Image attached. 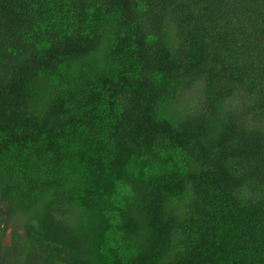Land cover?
<instances>
[{
  "label": "trees",
  "instance_id": "1",
  "mask_svg": "<svg viewBox=\"0 0 264 264\" xmlns=\"http://www.w3.org/2000/svg\"><path fill=\"white\" fill-rule=\"evenodd\" d=\"M0 264H264V0H0Z\"/></svg>",
  "mask_w": 264,
  "mask_h": 264
},
{
  "label": "rangeland",
  "instance_id": "2",
  "mask_svg": "<svg viewBox=\"0 0 264 264\" xmlns=\"http://www.w3.org/2000/svg\"><path fill=\"white\" fill-rule=\"evenodd\" d=\"M5 232H6V234H4V236H3V243L6 245H9L13 241L12 234H11V228L7 227Z\"/></svg>",
  "mask_w": 264,
  "mask_h": 264
},
{
  "label": "flooded vegetation",
  "instance_id": "3",
  "mask_svg": "<svg viewBox=\"0 0 264 264\" xmlns=\"http://www.w3.org/2000/svg\"><path fill=\"white\" fill-rule=\"evenodd\" d=\"M6 230V229H5ZM4 234H6V232H4ZM3 234V236H4ZM3 236L1 237L0 243H3ZM6 245V244H5ZM10 245V244H9Z\"/></svg>",
  "mask_w": 264,
  "mask_h": 264
}]
</instances>
